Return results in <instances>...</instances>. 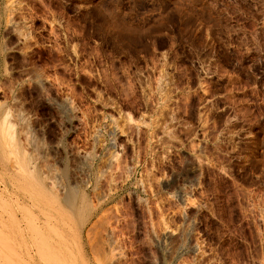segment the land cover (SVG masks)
I'll return each mask as SVG.
<instances>
[{"label": "rangeland", "instance_id": "374dc122", "mask_svg": "<svg viewBox=\"0 0 264 264\" xmlns=\"http://www.w3.org/2000/svg\"><path fill=\"white\" fill-rule=\"evenodd\" d=\"M0 264H264V0H0Z\"/></svg>", "mask_w": 264, "mask_h": 264}, {"label": "bare ground", "instance_id": "6f19581e", "mask_svg": "<svg viewBox=\"0 0 264 264\" xmlns=\"http://www.w3.org/2000/svg\"><path fill=\"white\" fill-rule=\"evenodd\" d=\"M6 118H4L3 119V121H2V124H1V126L3 127V129L1 130V135H2V137L4 138V139H6L7 141H6V146H5V148L6 147H8V145L11 143L10 142V138H9V136H11V135H9V128H8V126H7V124H6ZM7 126V127H6ZM8 128V129H7ZM14 136V135H13ZM7 137H8V139H7ZM13 138V137H12ZM11 138V139H12ZM8 140H9V142H8ZM13 140L15 141V139L13 138L12 139V144H13ZM11 144V145H12ZM16 145V144H15ZM13 146H14V144H13ZM12 146V147H13ZM15 149H16V147L14 146V151H13V156L12 157H14L15 158V163H16V165L14 166L17 170H18V172H23V173H30V171L28 172V167H26V165H25V161H24V159L22 160L21 159V157L19 156V153L17 152V150H16V152H15ZM13 158V159H14ZM88 185V184H87ZM86 185V186H87ZM64 189V188H63ZM67 190V189H66ZM86 191V190H85ZM85 191H83V193H85ZM83 193H81L82 195H80V194H75V193H71V191H69V192H67L66 191V194L63 196V200H64V202L66 203V205L67 206H69V207H73V210L77 207V205L78 204H81V205H85L86 203H87V195H86V193L85 194H83ZM45 194H43L42 196H44ZM46 195H48V194H46ZM54 195H55V193L53 194V197H54ZM57 195V194H56ZM59 196V195H58ZM58 196H56V198L58 199L59 197ZM45 197L46 196H44V200H45V203H43V206H42V208H41V210H42V215L45 217V222H44V224L45 225H47V226H49L50 228H52V229H54V231H57L58 233H60V237H62L61 239H67V237L65 236V234H64V232L57 226V224L56 223H53L52 222V218H54L53 217V215L50 213V211H49V208H50V203L48 202L51 198L53 199V197H51L49 200L47 199H45ZM50 197V195L48 196V198ZM55 197H54V199H56ZM43 199V198H42ZM53 199V200H54ZM56 199V200H57ZM56 200H54V204H55V202L57 203V202H59V201H56ZM47 201V202H46ZM50 201V202H51ZM44 202V201H43ZM51 202V203H52ZM62 202V201H61ZM40 203V202H39ZM52 203V204H53ZM61 203H59V208H61V205H60ZM56 206L58 205V203L57 204H55ZM52 206V205H51ZM54 206V205H53ZM52 206V207H53ZM55 206V207H56ZM29 207V208H28ZM27 207V212H28V210H29V212L30 213H28V214H30V216H31V218L32 219H34L35 221H37L38 222V224L36 225L35 223H34V220H33V224H35V226L34 227H36L37 226V229L38 230H42L43 231V228H42V226L43 225H41L42 224V220H41V217H39L37 214H36V211H35V209H34V206H32V205H29ZM51 207V208H52ZM54 207V208H55ZM82 207V206H81ZM81 207H80V209H81ZM50 208V209H51ZM58 208V210L60 211V209ZM78 208H79V205H78ZM57 209V208H56ZM76 210V209H75ZM62 212V211H61ZM65 213V212H64ZM61 214V213H60ZM72 217V216H71ZM56 218V217H55ZM66 215H63V213L60 215V220H63L64 222H66ZM29 222H31V221H29ZM31 224V223H30ZM59 226H60V223H59ZM33 227V228H34ZM39 227V228H38ZM44 227V226H43ZM65 227V226H64ZM48 228V227H47ZM70 228V227H69ZM45 232H46V230H45ZM44 233V232H43ZM48 233V232H47ZM67 241V240H66ZM65 244V243H64ZM66 245V244H65ZM35 247V246H34ZM64 247V246H63ZM66 248L65 249H67V253L68 254H73V250H71V248H69V246H65ZM79 248V247H78ZM64 249V250H65ZM73 249V248H72ZM57 250V249H56ZM58 251V250H57ZM61 252V250H59V253ZM78 252L80 253V255H82L81 254V251H80V249H78ZM29 253H31L32 254V252L31 251H29ZM56 254H58L57 252H56ZM60 254H62V253H60ZM66 254V253H65ZM74 255V254H73ZM60 256V255H59Z\"/></svg>", "mask_w": 264, "mask_h": 264}]
</instances>
